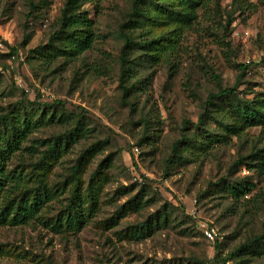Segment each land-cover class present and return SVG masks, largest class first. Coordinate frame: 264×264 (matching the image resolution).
<instances>
[{"label":"rangeland","instance_id":"374dc122","mask_svg":"<svg viewBox=\"0 0 264 264\" xmlns=\"http://www.w3.org/2000/svg\"><path fill=\"white\" fill-rule=\"evenodd\" d=\"M134 1L85 3L98 38L91 50L68 57L48 47L67 0H0V143L6 149L0 214L37 194L44 200L36 215L0 224V264H238L225 255L263 233V125L239 123L221 103L217 121L206 127L216 137L212 146L182 150L183 160L173 166L168 159L184 123L198 122L209 94L239 83L242 96H264V63L257 64L264 58V5L156 0L166 10L148 7L150 18L129 32L141 42L163 40L129 54L131 94L124 102L120 27ZM251 63L244 74L238 69ZM56 102L63 105L45 107ZM61 112L71 121H61ZM76 120L87 128L85 138L39 166L50 141L74 129ZM93 146L82 162L81 192L105 160L112 165L102 176L96 212L81 231H58L54 224L74 193L73 167ZM243 158L247 166L240 165ZM223 178L255 187L236 203L216 186ZM138 196L150 203L140 213L126 207ZM165 204L170 223L145 239L134 237V228ZM200 222L215 225L223 237L215 263V244L199 233ZM242 264H264V257Z\"/></svg>","mask_w":264,"mask_h":264},{"label":"trees","instance_id":"16d2710c","mask_svg":"<svg viewBox=\"0 0 264 264\" xmlns=\"http://www.w3.org/2000/svg\"><path fill=\"white\" fill-rule=\"evenodd\" d=\"M87 2H91L99 7V0H67L61 14L60 29L55 32L50 39V43L48 45L50 49L68 53V57H73L79 56L93 48L94 43L97 41L98 35L96 33V22L89 18L87 12L82 10L84 4ZM258 2L264 5V0H258ZM148 7L166 10L156 0H135L132 12L128 15L127 22L123 23L120 27V34L124 41V48L120 57V87L123 91L124 102H127L131 94L130 88L126 86V81L130 77V66L128 60L129 54L137 49L149 48L155 44L161 43L163 40V38L160 37L154 40H146L141 42L129 32L133 29H137L143 24V22L150 18ZM35 9L36 5L31 2L30 17L33 16ZM59 44L64 45V50H61L58 47ZM42 50H44V48ZM13 51L15 52V50ZM263 63L264 58H262L257 64L261 65ZM253 65L256 64H239L238 69L242 74H244ZM238 86L239 83H237L235 87L225 89L220 88L217 93L209 94L207 100L203 104V113L198 119V122L194 123L186 121L184 123V126L182 127L181 138L173 145L171 155L168 159L169 165L173 166L179 159H181L180 154H182V150L196 145L205 149H208L212 146L213 140L216 137L208 132L206 127L211 121H217L215 117L217 113L216 110L221 103L228 104L232 115L239 121V123L246 126H264V96H259L253 100H250L247 98V95L242 96L241 93H239ZM59 105L62 106L63 104L61 102H56L55 105L45 107L50 109H58ZM57 113V110L53 111L54 116H56ZM61 113L62 114L59 115V119L61 121H64V117H66L68 122L71 121V115H66L64 112ZM27 121V119H24L23 123L26 125ZM11 124H13V122H11ZM189 127H193L195 129V132L192 136L185 133V131H188ZM12 128H15V126L12 125ZM86 132L87 128L84 126V122L82 120H76V126L74 129L67 131L65 135H61L50 141L46 155L42 160L39 161L38 165L41 166V164L43 165V163L48 158H55L59 156L62 151L68 150L74 142L76 143L79 140L85 138ZM96 149L97 146H93L88 149L84 155L79 158V162L73 167L72 175L75 179L74 193L72 195L71 203L69 205L70 209L68 210L67 214H65L62 219H58V221L54 224V227L58 231L63 229L72 232L81 231L84 225H86L88 221L93 218V215L96 212L99 202L98 188L100 187L102 176L105 174V171L112 167L111 162L109 159L105 160L94 172V174L91 176L90 185L86 189L85 194L81 192L79 176L81 167L83 165V159H86V156L91 154ZM5 150V143H0V161H2ZM247 160V158L241 159L242 162L241 164L239 162L238 165L240 164L242 166H247ZM262 165L264 166V162ZM0 173H2L1 166ZM1 177L2 175H0V188L2 187ZM42 183V180H40V186H42ZM216 186H219V188L229 195L233 202L236 203L240 202L247 195H249L255 187V185L250 181L243 180L239 182H230L227 180V178H223L217 182ZM127 193H129V189L125 188V194ZM38 195L39 194L35 195L32 201L28 198H25V200L23 199L17 206H14L12 210L8 207L5 208L0 214V224H3L8 220L22 222L24 219H28L31 216L36 215L38 209L44 203L43 197L38 198ZM43 195L45 198H48L45 193ZM144 199L145 198H142L141 196L132 198L129 200L126 207L140 213V211L150 205V203L148 201H144ZM168 205L169 204H165L162 210L156 212L148 220L134 228L133 236L137 239H145L159 227L168 225L170 223L169 210L167 208ZM121 210L123 211V209ZM198 231L206 240L200 228H198ZM222 240L223 237L221 236V240H218L214 243L216 256L212 263H215V261L220 259L222 256ZM248 257H264V231L262 234L252 237L246 242L240 244L230 254L225 255V260L236 261L238 264H242Z\"/></svg>","mask_w":264,"mask_h":264},{"label":"built area","instance_id":"2783aa9c","mask_svg":"<svg viewBox=\"0 0 264 264\" xmlns=\"http://www.w3.org/2000/svg\"><path fill=\"white\" fill-rule=\"evenodd\" d=\"M199 228L203 232L206 240L211 243H215L218 240H221L218 229L210 223L200 222Z\"/></svg>","mask_w":264,"mask_h":264}]
</instances>
